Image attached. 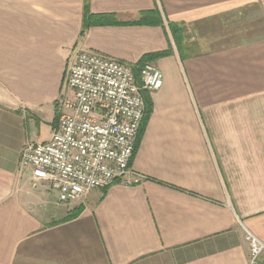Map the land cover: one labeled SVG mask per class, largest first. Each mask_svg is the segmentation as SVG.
Wrapping results in <instances>:
<instances>
[{"label":"crops","instance_id":"crops-1","mask_svg":"<svg viewBox=\"0 0 264 264\" xmlns=\"http://www.w3.org/2000/svg\"><path fill=\"white\" fill-rule=\"evenodd\" d=\"M76 50L163 82L142 180L62 203L19 155L56 127ZM247 230L264 242V0H0V264H250Z\"/></svg>","mask_w":264,"mask_h":264},{"label":"built area","instance_id":"built-area-1","mask_svg":"<svg viewBox=\"0 0 264 264\" xmlns=\"http://www.w3.org/2000/svg\"><path fill=\"white\" fill-rule=\"evenodd\" d=\"M162 71L144 61L132 66L88 50H76L66 66L56 127L41 142L24 143L19 168L29 169L31 186L47 181L62 203L83 201L91 189L118 180L137 184L131 168L138 130L145 114L144 91L161 87ZM250 264L264 253V242L247 230Z\"/></svg>","mask_w":264,"mask_h":264},{"label":"trees","instance_id":"trees-1","mask_svg":"<svg viewBox=\"0 0 264 264\" xmlns=\"http://www.w3.org/2000/svg\"><path fill=\"white\" fill-rule=\"evenodd\" d=\"M81 34H82V32H81ZM167 52H157V53H154L153 54V56H161V55H164V54H166ZM142 63H140V64H138L137 66H133V72H134V75L137 77L138 76V69H139V66L141 65ZM144 99H145V114H144V117H143V119H142V122H141V124H140V127H139V130H138V134H137V139H136V142H137V140L139 139V136H140V134L143 132V129H144V125H145V123H146V120H147V118H148V116H149V113H150V103H148L147 101H146V98L144 97ZM135 146H136V143H135ZM136 147H134V149H135ZM76 213H78V212H75L74 214H76Z\"/></svg>","mask_w":264,"mask_h":264},{"label":"rangeland","instance_id":"rangeland-1","mask_svg":"<svg viewBox=\"0 0 264 264\" xmlns=\"http://www.w3.org/2000/svg\"><path fill=\"white\" fill-rule=\"evenodd\" d=\"M41 132H43V133L45 132V126L44 125L41 126Z\"/></svg>","mask_w":264,"mask_h":264}]
</instances>
